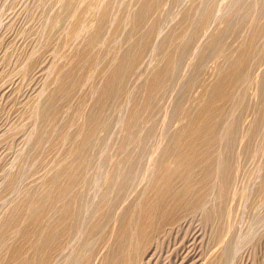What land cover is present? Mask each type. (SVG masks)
<instances>
[{"label": "rangeland", "instance_id": "obj_1", "mask_svg": "<svg viewBox=\"0 0 264 264\" xmlns=\"http://www.w3.org/2000/svg\"><path fill=\"white\" fill-rule=\"evenodd\" d=\"M146 1L0 0V235L18 207L25 213L35 209L32 197L48 195L55 172L75 161L91 114L105 125L98 126L96 139L84 150L89 163L78 187V208L93 216L118 170L130 169L125 158L138 152V174L123 195L112 197H119L115 210L120 215L139 203L136 196L145 193L158 164L168 161L165 152L175 141L173 134L195 119L211 89L251 44L245 105L233 116L238 130L235 125L233 140L223 141L234 144L228 160L234 169L230 194L221 200L212 191L204 206L208 211L177 212L173 225L154 237L142 264H264V0H156L137 24ZM127 52L133 57L123 89L101 105L97 101L108 73ZM168 66L170 76L149 100L152 78ZM133 115L135 123H128ZM156 157H161L157 165ZM118 223L110 224L109 234L115 235ZM84 233L73 235L77 239L71 238L68 253L63 251L68 255L62 264L77 253L86 262L92 247L86 250L87 240L93 236ZM75 242L78 246L71 248Z\"/></svg>", "mask_w": 264, "mask_h": 264}, {"label": "bare ground", "instance_id": "obj_2", "mask_svg": "<svg viewBox=\"0 0 264 264\" xmlns=\"http://www.w3.org/2000/svg\"><path fill=\"white\" fill-rule=\"evenodd\" d=\"M155 1L156 0H147L146 4L142 6L141 11H139V14H137L138 17L136 16L137 24L143 21L144 17L147 14V11ZM251 48L252 45L250 44L249 46L244 47L242 51H240L239 57H237V59L232 62L231 65H229V69L224 72L217 84L215 83L216 85L213 87V90L211 89L212 93H210V100H208L202 106L201 110L199 109L200 111L198 112V114L194 116L195 119H193L192 116L190 118L192 119V121H188L189 124L185 125L186 127L183 128V130H180V132L173 134H176L175 137L173 136V139L175 141L172 142L173 145L170 144L171 148H169L168 146V150H166L165 152V156H167L168 161H163L158 164V161L161 159V157L160 159L158 157L155 158L157 161L155 162V164L157 163L159 166L158 168L156 167V173L153 172L155 173L153 180L149 179V181L151 180V182H149V185L148 183L146 184V186H148L147 189L145 188V193H143L144 191L142 192V195L144 194L143 196L140 194L141 192L139 193L142 196H140L141 198L139 196H136V198H139V200L141 199L139 203L138 199L136 201V204L133 206H131V204L129 203L131 207L128 205L129 208H127L125 211L123 210V213L120 211L122 213L121 215L118 214L119 212L117 213V211L115 210V208L119 209V207H116L118 205V202H120L118 201L119 197H117L116 201V198L112 196L115 192H117L118 194H122L128 182L138 174L137 172V174L135 175V170L138 171V169L140 168L139 164L140 166L142 165V162L139 163L138 160L139 158L141 161L142 157H140L139 152L138 155L137 153H135L133 156L128 155L127 158H125L126 162L130 163L131 165L130 169L128 168L124 172L125 168H123V170H121L122 172H120L117 167V170L120 174L118 173L116 181L114 180L113 182L114 184H111L110 182L111 188L112 185H114L112 188L113 190L110 188V190L112 191L107 190L108 192L106 194L103 192L104 194L102 198L100 197L101 202L99 201L100 209L98 208L99 210H96L94 215L91 214L92 212H94L93 209L92 212L89 211L91 212L89 215L93 216L83 214L81 209L78 208V198L81 197H79V194L77 195L78 187L81 184L83 185L84 180H86L85 173L87 171L85 169L88 166L86 165V162L88 161L89 163V159H87V161L85 160L87 152H85L84 154V150L85 147L88 146V143L91 140L93 141V137L94 139H96L97 136H94L95 132L97 133L100 128L105 125L103 124L102 126H100L99 122L101 121L100 119H98L100 117H95L92 114L89 115L88 121L85 123V127L87 124L86 129L82 126L85 130H82L81 134L79 133L81 136V139L79 140V147L77 151L74 152L75 155L73 154L75 156V161H73L71 165L69 164V166H62L64 168L61 167V170H59V172H55L57 173V175L52 177L53 179L51 181L52 184L50 188L51 191L49 192V194L46 195L47 193L45 194L44 192L45 195H39L36 200H33V197H35V195L33 197L31 196L32 200H30V203L34 205L33 207L35 209H33L29 213H25V210H22L18 207V210H15L14 213L12 212V216L7 218L1 226L0 264H62L61 262L64 263V261H62L64 260V258L62 259V257H64V255L68 253L66 250L68 247V243L70 242L71 238L72 240L74 239L75 234L77 237V234L79 232L80 234L88 232L89 234H91V236H93L92 239L87 240L88 245L85 243L88 248L83 246L84 248H86V250H90L89 245L92 246L90 247V254H87L89 255V257L85 259L86 262L84 264H142V261H144L142 260L144 258L143 256L147 254L150 247L152 248V244H154V237H157V235L161 231L163 232L165 226L169 225V223L171 224V221H174V217L177 218V212H180L182 210L184 212L186 211L184 213L186 214L187 211L194 210L193 212H195L202 207V209H204V206L208 204L206 203V199L212 191H216L217 197L219 196L221 200L226 199L225 197L228 196L227 194H230L227 192L228 184L230 183L229 181L233 179V177L231 176L233 175L232 170L234 171V169L231 168V164L228 160L229 156H233L231 155V153L232 146L234 144L228 141H226L227 143L225 142L224 144L223 141L225 139L227 140V138L233 140V134L235 133L233 132V129L235 125L239 123V120H237L238 118L233 117L234 112L235 110H241V107H244L243 103L246 96L245 88L250 77L248 64L250 60L249 57L251 55ZM131 52L134 56V52ZM131 52H127V54H125L126 57H124L122 61L119 60V62H121L117 63L118 65L116 64L117 66H115V68L111 70L110 73H108L109 76L107 75L108 78L106 80V83L104 84L102 91L100 92V99L97 101H102L101 105H103V103L107 101L108 98L118 94L123 89V82L126 78V74L129 71L128 63H131L130 60L133 57L131 55ZM132 60H135V56ZM171 70L168 66L167 68H164L162 71H160V73H156L157 75L152 78L150 86H148L149 100L152 98V94L162 85L163 81L170 74L169 71ZM262 82H264V78ZM261 86H264V84L262 83ZM104 107L105 105L103 106V108ZM135 117L136 115L131 116L128 123H133V119ZM234 118L237 120V123L234 121ZM104 121L106 122V120ZM136 123L139 124L140 122ZM139 125L136 127L138 128ZM98 126H100V128L98 131H96ZM133 126H131L132 128H127L133 130V128H135ZM104 128L106 127L104 126ZM237 128L238 125L235 131L238 130ZM140 131L141 130H139V132ZM129 132L130 131H128V133ZM139 132L136 135L139 136ZM130 134L129 136H131ZM253 134L254 133H252V135ZM252 135H250V138L252 137ZM130 138L131 137H129V140ZM173 139L171 138V140ZM252 141L253 140L250 139V142ZM247 144H249V142ZM249 145L251 146L252 143ZM122 147L123 146L121 145L118 151L121 150ZM127 147L128 144L126 148ZM137 147L139 148V146ZM136 148L133 149L136 150ZM160 153L162 154L163 152ZM165 156L163 155L164 158ZM120 157L123 156L120 155ZM118 159H120L121 161V158ZM234 163L236 164V162ZM88 168L90 169V167ZM114 168L116 169V167ZM112 174L113 173H111V175ZM115 174L117 173L115 172ZM115 174H113V178ZM82 185L80 187H83ZM262 185L264 186V183ZM261 189L260 190L264 194V187H262ZM84 190L86 191L87 189ZM262 193L260 192V194ZM83 194L85 196L84 191ZM212 195L214 196L213 193ZM211 196L209 198H211ZM135 200H132L133 202H131L134 203ZM98 204L96 205L97 207H99ZM124 205L125 204L122 205V209ZM125 208L126 206L124 207V209ZM207 208L210 210V207H205V209ZM219 209L220 208H218V211ZM211 212H213L214 214V212L216 211H213L212 209ZM117 221H119V226L115 224L116 232L113 236L111 235V233L109 234L108 229L110 228L111 223H117ZM82 235L84 237L85 233ZM11 238H13L15 242H11ZM76 239H74V241ZM76 242L75 245L71 246V248L73 246H78L76 245ZM111 242L113 243L109 245V243ZM108 245L109 247L107 249ZM83 247L81 249H84ZM65 250L67 253L65 252L64 255H62L63 251ZM80 251L81 250H79V252ZM84 253L86 252H83L82 254L84 255ZM77 254L71 256L73 258H76L77 256H79V254ZM67 255L65 256L67 257ZM87 255L84 256V258L87 257ZM70 257L67 258L65 264H77L78 261H82V259L81 261L78 260L81 257L76 258L78 261L73 258L71 259ZM60 259L62 260L60 261ZM80 264H82V262Z\"/></svg>", "mask_w": 264, "mask_h": 264}]
</instances>
